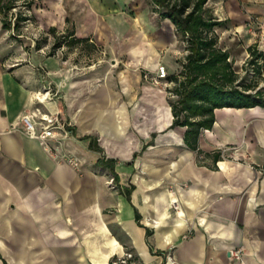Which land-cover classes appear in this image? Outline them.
<instances>
[{"label":"crops","instance_id":"crops-1","mask_svg":"<svg viewBox=\"0 0 264 264\" xmlns=\"http://www.w3.org/2000/svg\"><path fill=\"white\" fill-rule=\"evenodd\" d=\"M43 1V34L73 28L91 50L42 54L34 38L21 53L0 22V264H111L123 250L140 264H241L229 255L239 247L244 264H264V106L215 107L192 149L186 126H171L174 82L151 79L157 63L176 74L184 52L151 0ZM207 5L224 30L258 28L251 42L264 53V0ZM50 83L56 96L38 99ZM36 106L66 122L48 143L78 168L29 136L21 117Z\"/></svg>","mask_w":264,"mask_h":264},{"label":"trees","instance_id":"trees-1","mask_svg":"<svg viewBox=\"0 0 264 264\" xmlns=\"http://www.w3.org/2000/svg\"><path fill=\"white\" fill-rule=\"evenodd\" d=\"M34 1L0 0L1 27L9 31L11 37H16L23 24L34 19L30 13ZM207 2L208 0H151L152 9L172 21L179 39L184 42V61L179 63V71L167 75L166 79L174 82L168 90L176 97L169 100L173 115L171 126H186L184 141L192 149H197L200 130L210 128L213 124L215 107L264 106V87L235 83L237 75L228 60V51L217 44L218 35L214 27L218 22ZM16 7L17 10L12 11ZM66 20L69 21V18ZM48 34L53 36L49 54H53L62 45L72 49L80 44L91 50V46L86 44L87 37L75 36L73 28L57 32L54 26L48 27L42 38L35 39V48L39 49L47 42ZM259 58L264 61V53L254 51L251 63L256 66L258 73L264 66V62L258 61ZM252 88L253 92L250 91ZM89 146L99 149L92 140ZM219 156L218 153L215 158ZM97 164L112 169V159L104 160L100 157Z\"/></svg>","mask_w":264,"mask_h":264},{"label":"rangeland","instance_id":"rangeland-1","mask_svg":"<svg viewBox=\"0 0 264 264\" xmlns=\"http://www.w3.org/2000/svg\"><path fill=\"white\" fill-rule=\"evenodd\" d=\"M34 3L36 5L35 4L31 5V8H30V13L33 15L34 19L29 20L26 23H24L20 31V34H21L20 37L19 38L15 37L14 39L16 41H20V43L23 44V47H21L20 52L22 53V51H25V53H28L29 55L30 53H33L35 51L34 47L32 46L33 39L42 38L44 36L43 34L44 29L39 24V21H41L40 13L42 12L44 1L35 0ZM16 10H17V7L12 9V11H16ZM213 14L216 16L215 20H217L218 22L214 27V30L218 35L217 44L221 48L228 51V54H229L228 60L231 63L232 69L235 71L237 75L235 83L241 86L247 83H251L253 84V86H256V88L259 86L264 87V79H263L264 77H262L263 76L262 74H264V66L261 72L258 73L256 71V66H253L251 63L252 60L254 59V51H257L256 47L252 45L251 40H252V37L258 38V35H259L257 32L258 28L256 27L254 28V30L256 31L255 34L250 31L238 32V31H235V29H228V28L227 30H224L225 27L229 24L227 19H225L224 17H221L220 15H216L215 13ZM52 43H53V38H51L50 36L47 37V43L42 45L40 52L42 54H45L47 51L50 50ZM181 44L184 46V42H182V40H181ZM57 49L58 50H56L57 51L56 55H58V57L62 55V52L64 51L67 53V56L70 57L72 60L74 59L76 60L77 58H84L87 52V50L85 49L76 50V49H67V47H64V49H59V48ZM11 52H9V56L11 57L24 56L23 54L21 55V53L16 52L15 50ZM185 52L186 51L184 50V52H182L181 54V57H179L178 59L179 63L184 61ZM255 63L256 62H254V64ZM40 68H42V66ZM50 84L52 86L51 96H56L54 93L55 92L54 84L53 83H50ZM250 91L253 92L254 88L250 89ZM175 98L176 97L174 95H170L169 100H174ZM60 120L64 121L61 118ZM23 259L18 258V257H12V256L6 257L7 264H23Z\"/></svg>","mask_w":264,"mask_h":264},{"label":"built area","instance_id":"built-area-1","mask_svg":"<svg viewBox=\"0 0 264 264\" xmlns=\"http://www.w3.org/2000/svg\"><path fill=\"white\" fill-rule=\"evenodd\" d=\"M167 69L166 66L162 63H157L155 75L151 76V79L154 83L160 84L165 83L167 78ZM167 84H170L171 81L166 82ZM169 94L171 92L169 91ZM51 96V93L48 89H45L41 95V97L37 96V98H49ZM21 121L24 123L25 128L29 136L39 139L46 149L48 151H51L56 157H58L60 160H63L70 164L72 167L78 168L79 161L77 158L62 154L58 156L57 154V146H50L48 143V140L51 138H54L55 136V129H64L66 122L61 121L58 113L56 112H50L41 110L38 106L34 107L33 110H31L28 113H25L21 117ZM36 125L38 126L36 128ZM111 182H113V178L110 179ZM172 207L177 210L178 204L177 199L173 197L171 199ZM190 235V231L183 233V237H187ZM229 255L240 261L241 264H244L242 255L243 250L241 247L235 248L229 251ZM111 264H140L137 257L134 255V253L131 250H123L120 254H117L113 257H111L110 260Z\"/></svg>","mask_w":264,"mask_h":264}]
</instances>
